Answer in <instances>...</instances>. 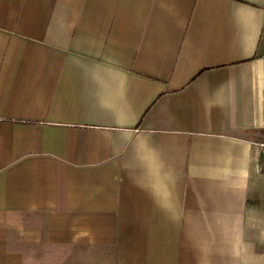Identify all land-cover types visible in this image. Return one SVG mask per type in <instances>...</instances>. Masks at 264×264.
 <instances>
[{
  "label": "crops",
  "instance_id": "0c3cea01",
  "mask_svg": "<svg viewBox=\"0 0 264 264\" xmlns=\"http://www.w3.org/2000/svg\"><path fill=\"white\" fill-rule=\"evenodd\" d=\"M30 240L264 264V0H0V264Z\"/></svg>",
  "mask_w": 264,
  "mask_h": 264
},
{
  "label": "rangeland",
  "instance_id": "374dc122",
  "mask_svg": "<svg viewBox=\"0 0 264 264\" xmlns=\"http://www.w3.org/2000/svg\"><path fill=\"white\" fill-rule=\"evenodd\" d=\"M24 235V233L22 234ZM36 239L43 240L42 233L36 232ZM41 236V237H40ZM21 239V235L19 237ZM18 246L20 242L18 241ZM26 264H114L111 252L89 247L54 248L45 243L30 240Z\"/></svg>",
  "mask_w": 264,
  "mask_h": 264
}]
</instances>
